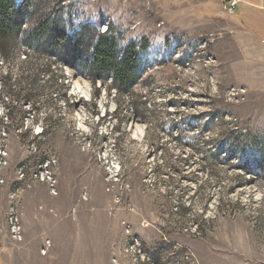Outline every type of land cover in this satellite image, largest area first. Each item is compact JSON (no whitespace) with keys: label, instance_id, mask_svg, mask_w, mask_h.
<instances>
[{"label":"rangeland","instance_id":"374dc122","mask_svg":"<svg viewBox=\"0 0 264 264\" xmlns=\"http://www.w3.org/2000/svg\"><path fill=\"white\" fill-rule=\"evenodd\" d=\"M43 4L147 39L145 75L119 99L54 64L36 120L4 103L27 47L0 52V264H132L133 239L149 264H264V0ZM233 140L243 168L213 157Z\"/></svg>","mask_w":264,"mask_h":264},{"label":"trees","instance_id":"16d2710c","mask_svg":"<svg viewBox=\"0 0 264 264\" xmlns=\"http://www.w3.org/2000/svg\"><path fill=\"white\" fill-rule=\"evenodd\" d=\"M43 1L45 0H0L2 57L5 58L18 43L27 47L20 67L16 71L9 70L3 77L10 81L15 77V83L6 91L4 103L8 112L14 108L15 103L29 102L33 119H38L37 103L40 92L43 91L38 83L41 76L48 77V82L54 81V64L67 67L74 74L84 75L98 92L101 87L110 94L114 91L119 99L125 97L141 82L145 75L144 51L148 47L147 39L139 43L130 42L122 47L119 38L110 29L102 32L91 23L77 25L66 11L65 5H58L57 9L49 10L44 8ZM232 9L233 18L240 21L241 11L239 12L236 6ZM260 34L264 37V30L261 29ZM41 57H47L48 61L40 62ZM63 79L66 80V77L63 76ZM146 110L144 102L140 111L142 113L137 111L145 120ZM7 114L9 116L10 113ZM42 133L46 134L47 129L43 128ZM244 151L245 147L233 140L229 143H219L213 157L223 161L237 158L240 161L235 166L243 168L250 161H244ZM253 163L255 169L251 170L264 174L263 150H260Z\"/></svg>","mask_w":264,"mask_h":264},{"label":"built area","instance_id":"2783aa9c","mask_svg":"<svg viewBox=\"0 0 264 264\" xmlns=\"http://www.w3.org/2000/svg\"><path fill=\"white\" fill-rule=\"evenodd\" d=\"M235 7V4L231 6V8ZM134 240V241H133ZM131 243V248H128L127 251L132 253V264H149L150 258L147 254L142 251L141 247L139 246L140 243L137 239H133ZM134 252V253H133Z\"/></svg>","mask_w":264,"mask_h":264}]
</instances>
